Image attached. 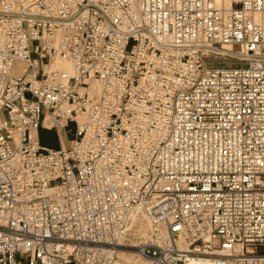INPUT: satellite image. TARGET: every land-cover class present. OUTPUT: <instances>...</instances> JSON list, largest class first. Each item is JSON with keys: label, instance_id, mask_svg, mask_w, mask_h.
I'll use <instances>...</instances> for the list:
<instances>
[{"label": "built area", "instance_id": "obj_1", "mask_svg": "<svg viewBox=\"0 0 264 264\" xmlns=\"http://www.w3.org/2000/svg\"><path fill=\"white\" fill-rule=\"evenodd\" d=\"M263 9L0 0V264H264Z\"/></svg>", "mask_w": 264, "mask_h": 264}, {"label": "rangeland", "instance_id": "obj_2", "mask_svg": "<svg viewBox=\"0 0 264 264\" xmlns=\"http://www.w3.org/2000/svg\"><path fill=\"white\" fill-rule=\"evenodd\" d=\"M222 1L227 2V0H222ZM258 14L259 13L255 14L256 20L262 21L261 14L260 15H258ZM263 19H264V13H263ZM263 23H264V20H263ZM227 61H233V63L235 62V60H230V58H227ZM236 62H239V61H236ZM58 67L60 69H62L64 67L63 61H61V60L59 61ZM73 129H74V125H70L69 130L67 129V130L62 132V134H61L62 139H60L61 144L59 143L54 130H48L47 129V131H50V132H46L45 129H40L38 132V136H39V139L41 140V143L43 145L56 149V148H59V146H61V147L68 146L69 141L72 137ZM140 263L141 264H147V261L145 259H141Z\"/></svg>", "mask_w": 264, "mask_h": 264}, {"label": "bare ground", "instance_id": "obj_3", "mask_svg": "<svg viewBox=\"0 0 264 264\" xmlns=\"http://www.w3.org/2000/svg\"><path fill=\"white\" fill-rule=\"evenodd\" d=\"M216 1V3H218V4H224L225 6H228L229 4H230V0H227V2L226 1H222V0H215ZM263 13H264V9L258 14V15H260L261 14V18H262V23H263ZM255 18H256V16H255ZM264 24V23H263ZM59 61L60 60H56L55 62H53V67H56V68H59L58 67V65H59ZM61 61H63V60H61ZM63 63H64V67L62 68V69H67V70H71V66H70V64L68 63V62H66V61H63Z\"/></svg>", "mask_w": 264, "mask_h": 264}, {"label": "crops", "instance_id": "obj_4", "mask_svg": "<svg viewBox=\"0 0 264 264\" xmlns=\"http://www.w3.org/2000/svg\"><path fill=\"white\" fill-rule=\"evenodd\" d=\"M46 132H50V131H47V129H45Z\"/></svg>", "mask_w": 264, "mask_h": 264}]
</instances>
